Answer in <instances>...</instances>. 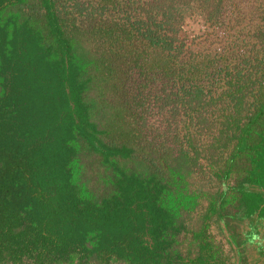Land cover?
Wrapping results in <instances>:
<instances>
[{"label": "trees", "instance_id": "trees-1", "mask_svg": "<svg viewBox=\"0 0 264 264\" xmlns=\"http://www.w3.org/2000/svg\"><path fill=\"white\" fill-rule=\"evenodd\" d=\"M229 207L262 226L264 0H0V264H229Z\"/></svg>", "mask_w": 264, "mask_h": 264}, {"label": "rangeland", "instance_id": "rangeland-1", "mask_svg": "<svg viewBox=\"0 0 264 264\" xmlns=\"http://www.w3.org/2000/svg\"><path fill=\"white\" fill-rule=\"evenodd\" d=\"M204 29L196 18L187 21L184 32L192 46L205 43ZM240 213L236 207H229L214 218L211 230L223 240L229 264H264V222L251 228L252 221Z\"/></svg>", "mask_w": 264, "mask_h": 264}]
</instances>
